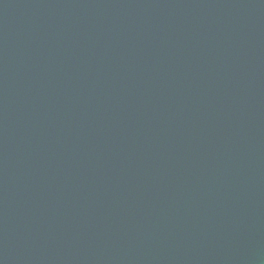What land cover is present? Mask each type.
Returning <instances> with one entry per match:
<instances>
[{
    "label": "water",
    "instance_id": "obj_1",
    "mask_svg": "<svg viewBox=\"0 0 264 264\" xmlns=\"http://www.w3.org/2000/svg\"><path fill=\"white\" fill-rule=\"evenodd\" d=\"M0 264H264V0H0Z\"/></svg>",
    "mask_w": 264,
    "mask_h": 264
}]
</instances>
